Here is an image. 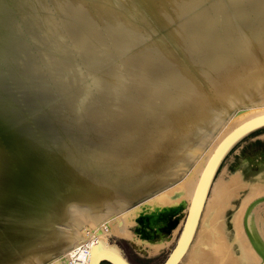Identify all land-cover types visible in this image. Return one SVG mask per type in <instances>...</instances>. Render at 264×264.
<instances>
[{
  "label": "bare ground",
  "instance_id": "6f19581e",
  "mask_svg": "<svg viewBox=\"0 0 264 264\" xmlns=\"http://www.w3.org/2000/svg\"><path fill=\"white\" fill-rule=\"evenodd\" d=\"M263 114L264 0H0V264H88L163 211L183 227ZM240 173L213 177L177 264H264V184Z\"/></svg>",
  "mask_w": 264,
  "mask_h": 264
},
{
  "label": "rangeland",
  "instance_id": "374dc122",
  "mask_svg": "<svg viewBox=\"0 0 264 264\" xmlns=\"http://www.w3.org/2000/svg\"><path fill=\"white\" fill-rule=\"evenodd\" d=\"M240 171L245 172L246 179L242 177L241 173L239 174L241 176L237 180L240 183L234 184L236 190H240L243 186L241 184L247 180L264 184V126L247 133L236 141L222 159L215 175L220 181H224L228 180L230 175L235 176ZM249 175L253 177L250 179ZM181 210L175 216L166 215V212L163 211L153 215L151 220L146 223L137 220L128 224V230L132 236H123L121 233H116V235L115 232L109 233L104 229L105 237L108 244L118 250L131 264H162L179 237L185 217L184 209ZM231 213L232 211L228 210L229 224ZM167 219H170L172 224L168 223ZM101 264L110 263L104 261Z\"/></svg>",
  "mask_w": 264,
  "mask_h": 264
},
{
  "label": "water",
  "instance_id": "95a60500",
  "mask_svg": "<svg viewBox=\"0 0 264 264\" xmlns=\"http://www.w3.org/2000/svg\"><path fill=\"white\" fill-rule=\"evenodd\" d=\"M262 126H264V114L252 118L238 126L219 143L208 161L206 168L202 172L176 244L162 264H177L184 255L194 232L201 206L208 192L210 183L228 150L242 136ZM89 257L90 261L88 264H101L104 261L110 264H131L120 252H118V250L106 247L100 242H96L92 246Z\"/></svg>",
  "mask_w": 264,
  "mask_h": 264
}]
</instances>
